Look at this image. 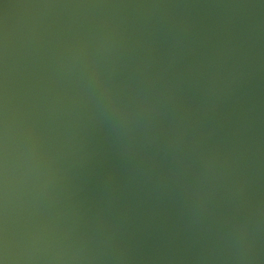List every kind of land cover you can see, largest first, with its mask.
I'll return each mask as SVG.
<instances>
[{
  "label": "water",
  "instance_id": "water-1",
  "mask_svg": "<svg viewBox=\"0 0 264 264\" xmlns=\"http://www.w3.org/2000/svg\"><path fill=\"white\" fill-rule=\"evenodd\" d=\"M132 2L0 0V148L6 152L0 154V205L20 179L17 169L22 153L30 147L43 153L54 168L51 172L44 169V183L32 180L48 215L57 214L72 201L83 207L80 196L94 181H103L108 167L117 172L128 167L152 171L166 165L173 155L164 145L166 137L159 141L160 152L134 153V145L140 144L137 129L112 138L111 147H102L112 136L92 120L111 124L119 115L138 117L132 112L137 105L135 92L139 100L153 104L155 117L150 121L162 130L175 137L200 138L211 134L221 113L228 115L239 104L232 79L245 82V93L264 83V19L258 23L262 30L254 29L255 43L235 30L243 16L264 14V0L258 6L235 5L233 0H160L151 9L159 5L157 9L166 12L157 11L156 19L146 15L140 19L141 33L149 41L137 30L128 29L131 22L120 17ZM212 18L227 28L214 35L207 32L206 42L192 50L172 42L170 30L177 25L196 20L205 24ZM168 31L169 48L164 49L160 43ZM119 49L128 53L123 55ZM161 53L169 56V64L156 63L158 72L150 78L149 62ZM240 53V63L232 65ZM180 95L191 98L196 114L168 115ZM215 102L224 105L211 104ZM207 107L210 113H203ZM99 163L103 167L95 171ZM27 166L25 176L37 168ZM34 204L15 200L9 203L8 212L28 214ZM6 206L0 207V213ZM74 213L70 209L62 221L71 226ZM59 218L53 216L50 223L57 225ZM9 223L1 220L2 225ZM10 226L7 233L0 232V246L5 240L16 243L30 233ZM46 235L71 233L64 229Z\"/></svg>",
  "mask_w": 264,
  "mask_h": 264
},
{
  "label": "bare ground",
  "instance_id": "bare-ground-1",
  "mask_svg": "<svg viewBox=\"0 0 264 264\" xmlns=\"http://www.w3.org/2000/svg\"><path fill=\"white\" fill-rule=\"evenodd\" d=\"M157 2L160 0H133L120 15L131 22L128 29L137 30L148 41L149 37L141 33L140 19L143 15L156 19L158 12H166L159 11V5L151 9ZM233 2L259 5V0ZM260 18L264 19V14L243 16L235 25L236 32L255 43L254 29L262 30ZM226 28L215 18L205 24L199 20L184 22L170 30V38L188 45L184 49L187 51L205 43L207 32L214 35ZM160 44L169 48V31ZM119 52L128 53L125 49ZM163 54L150 60V78L158 72L156 63L169 64V56ZM241 55L232 65L240 63ZM232 82L237 89L235 100L241 99L239 104L228 115L221 113L220 123L204 137H175L162 130L150 121L155 117L153 104L139 100L138 92L134 94L137 105L132 107L138 117L119 115L111 124L94 118L92 122L112 136L102 142L104 148L112 146V138L137 129L140 144L134 145V153L160 152L159 141L166 137L164 145L173 155L166 165L152 171L106 168L103 181H94L80 196L83 207L72 201L55 214L60 216L57 225L50 223L55 215L46 213L39 200L40 191L33 190L36 183L32 181L44 183V169L51 172L54 168L43 153L27 148L17 169L20 179L0 205H7L0 213V232L7 233L12 224L30 233L16 243L4 241L0 264H264V83L245 93L244 81L234 78ZM107 107H111L109 102ZM207 109L203 113H210ZM196 112L191 98L180 95L168 115L178 118ZM14 151L11 153L18 155ZM0 154L6 155L5 150L0 148ZM27 165L37 168L25 176ZM102 167L99 163L95 171ZM15 200L35 204L28 214L13 216L8 205ZM70 209L75 213L68 226L62 218ZM1 220L10 223L2 225ZM64 229L71 235H46Z\"/></svg>",
  "mask_w": 264,
  "mask_h": 264
}]
</instances>
